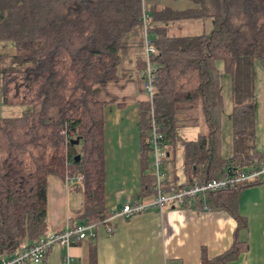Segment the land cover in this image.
I'll use <instances>...</instances> for the list:
<instances>
[{"label": "trees", "instance_id": "1", "mask_svg": "<svg viewBox=\"0 0 264 264\" xmlns=\"http://www.w3.org/2000/svg\"><path fill=\"white\" fill-rule=\"evenodd\" d=\"M190 1L192 6L176 9L153 0L145 5L141 0H0V46L16 50L0 55V99L24 107L22 115L0 119V260L49 232L47 182L52 175L84 174L82 224L98 226L110 218L107 103L96 98L95 88L135 71L145 79L149 64L152 101L142 102L140 113L143 196L152 194L156 184L148 143L153 120L165 150L168 143L184 146L188 185L264 163L255 139V65L259 61L264 68V0ZM144 11L152 19L148 37L157 49L149 59ZM209 18V32L168 34L173 22ZM222 71L232 79L230 158L222 154ZM201 116L208 134L193 141L178 137V128L198 126ZM176 182L165 179L164 187ZM263 183L205 191L179 206L226 211L237 221L231 249L214 259L203 255V264H226L247 249L248 242L238 237L249 226L239 210L240 194ZM87 264H97L94 245Z\"/></svg>", "mask_w": 264, "mask_h": 264}, {"label": "crops", "instance_id": "2", "mask_svg": "<svg viewBox=\"0 0 264 264\" xmlns=\"http://www.w3.org/2000/svg\"><path fill=\"white\" fill-rule=\"evenodd\" d=\"M15 52L11 47L0 48V55ZM144 82L135 71L131 77L111 80L95 88L96 98L107 103L105 195L112 215L95 226V237L76 241L69 248L76 264H87L93 245L97 264H203V255L214 259L233 246L238 224L226 211L152 208L131 217L119 214L126 204L143 197L140 113L141 103L150 101ZM178 143L166 144L163 173L166 180L177 181L171 187L188 185L184 155L181 167L176 160ZM84 208L83 189L70 187L66 178L53 175L48 178V233L81 224ZM239 210L249 226L238 237L247 241L248 247L226 264H264V183L241 192ZM67 251L55 244L41 264H62Z\"/></svg>", "mask_w": 264, "mask_h": 264}, {"label": "built area", "instance_id": "3", "mask_svg": "<svg viewBox=\"0 0 264 264\" xmlns=\"http://www.w3.org/2000/svg\"><path fill=\"white\" fill-rule=\"evenodd\" d=\"M145 5V0H141ZM145 29V50L149 59L150 54L156 53L157 49L151 44L148 37V27L152 24V19L144 11L143 14ZM144 87L152 101L153 85H152V67L149 64L147 77L144 79ZM148 143L152 150V166L153 173L156 176V184L154 192L150 195L143 196L132 204H126L119 212L120 215L131 217L143 211L152 208H180L186 200H192L196 195L205 191H216L234 187L243 182L256 180L264 181V163L259 167L246 168L244 170L232 171L224 177L214 178L208 182L195 181L183 187H164L165 175L161 170L162 161L166 155L165 140L163 134L157 131L153 120V129ZM67 184L78 186L84 190V174L78 171L75 175L66 176ZM205 209V208H204ZM95 224H77L69 226L61 231L47 233L35 243L23 242L20 248L13 255H4L1 257L0 264H41L46 258L49 250L53 245L59 244L68 251L63 256L62 264H76L73 256L69 252V248L81 239L95 237Z\"/></svg>", "mask_w": 264, "mask_h": 264}, {"label": "rangeland", "instance_id": "4", "mask_svg": "<svg viewBox=\"0 0 264 264\" xmlns=\"http://www.w3.org/2000/svg\"><path fill=\"white\" fill-rule=\"evenodd\" d=\"M152 1V0H148ZM161 2L164 5L171 6L176 9H183L193 5L190 0H153ZM213 27V19L209 18L206 21L190 20V21H177L170 24L168 28V34L170 36H188L196 35L203 31L209 32ZM0 48H10L0 46ZM13 48V47H11ZM219 67L222 69V63H219ZM256 120H257V132H256V150L264 151V68L261 62L256 61ZM221 88L224 95L225 107L222 115V154L226 158H230L234 154L233 149V131H232V79L231 76L222 71L221 73ZM23 106H12L0 101V119L7 117H18L23 114ZM208 134V127L205 122L204 116L200 117L198 126H183L177 129L178 137L186 140L193 141L199 139L201 135ZM177 164L182 166V160L184 155V148L179 142L177 144ZM165 158L162 161L161 170H165ZM121 205L123 203L121 202Z\"/></svg>", "mask_w": 264, "mask_h": 264}, {"label": "water", "instance_id": "5", "mask_svg": "<svg viewBox=\"0 0 264 264\" xmlns=\"http://www.w3.org/2000/svg\"><path fill=\"white\" fill-rule=\"evenodd\" d=\"M79 158V156H77V159Z\"/></svg>", "mask_w": 264, "mask_h": 264}]
</instances>
